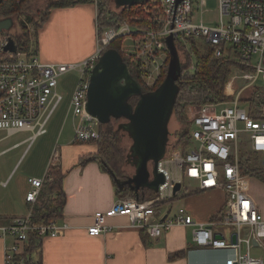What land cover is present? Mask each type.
Segmentation results:
<instances>
[{"label":"built area","instance_id":"2783aa9c","mask_svg":"<svg viewBox=\"0 0 264 264\" xmlns=\"http://www.w3.org/2000/svg\"><path fill=\"white\" fill-rule=\"evenodd\" d=\"M150 2L155 5L152 18L155 29L139 30L124 22L107 29L97 35L96 51L79 63H44L16 41V52H5L8 37L0 38V131L8 136L28 133V143L46 134L48 121L63 99L57 92L59 80L76 71L78 79L67 109L75 123L74 141L98 138L99 122L85 110L87 92L91 71L112 42L122 39L120 51L136 71L142 88L152 91L167 58L166 39L172 36L174 45L182 52L189 50V39L202 40L212 47L215 58L231 65L223 92L226 100L196 105L195 111L190 110L189 146L158 162L157 171L162 174L163 183L154 197L142 202L133 197L118 198L107 211L94 214L87 234L90 237L106 234L110 229L106 220L115 217L126 218L129 228L139 229L151 239L159 238L173 226L193 227V244L228 251L225 264H264V216L247 188L249 177L264 173V169L243 174L244 161L240 155L242 146L264 166V89L258 91L253 86L259 78L264 83V0H218L216 15L208 22L203 19L205 0H181L178 4L176 0ZM198 14L200 19L196 18ZM125 39L132 41L128 55L122 45ZM243 103L247 104L245 108L241 107ZM57 159L54 150L52 165ZM185 179L196 182L200 191L224 193L226 200L219 222L196 223L182 208L160 217V206L180 195ZM50 180L48 173L43 178L27 180L31 187L25 196L29 205L27 215L14 218L1 228L2 238L12 241L5 248L4 264H22V259L18 262L16 259L21 256L30 232L42 239L59 236L66 229L65 224L58 226L55 221L40 226L31 224L32 207L44 182ZM176 184L180 190L174 194ZM214 225L233 227L235 244L223 237L216 238ZM251 250L260 254L252 255Z\"/></svg>","mask_w":264,"mask_h":264},{"label":"crops","instance_id":"0c3cea01","mask_svg":"<svg viewBox=\"0 0 264 264\" xmlns=\"http://www.w3.org/2000/svg\"><path fill=\"white\" fill-rule=\"evenodd\" d=\"M96 15L94 4L50 9L46 21L36 31L32 51L47 64L79 63L87 59L97 49ZM57 134L38 175L11 183L7 169H11L12 164L7 168L0 162V264H4L5 248L12 242L10 238H2L1 228L8 226L12 219L27 215L29 205L25 196L31 190L27 180L43 178L51 167L58 168L64 175L65 201L61 217L55 223L67 227L59 236L41 239L42 264H225L228 251L198 248L193 244V227L173 226L159 238L151 239L139 229L129 228L126 218L115 217L106 220L110 228L106 234L90 237L87 228L92 225L94 214L107 211L119 197L110 175L98 162L79 165L81 158L96 152L95 148L79 145V142L59 146ZM13 135L0 131V159L28 144L26 140L30 135L7 147L2 146ZM54 150L58 153V162L52 165ZM49 196L43 184L39 198L45 200ZM178 197L177 203L194 222L215 224L222 219L226 197L221 190L200 191L196 183L193 190ZM253 200L264 216L259 201ZM161 208L158 210L160 217L171 215L168 209ZM213 231L226 241H230L233 234L226 236L216 225ZM175 254L177 258L169 259Z\"/></svg>","mask_w":264,"mask_h":264},{"label":"trees","instance_id":"16d2710c","mask_svg":"<svg viewBox=\"0 0 264 264\" xmlns=\"http://www.w3.org/2000/svg\"><path fill=\"white\" fill-rule=\"evenodd\" d=\"M93 2L94 0H53L48 5L47 11L52 8H68L80 4H93ZM23 3H25V0H20V2H17V0H3L0 3V8L3 9V18L8 19L13 14L19 13ZM107 3L108 0L97 1L96 31L98 36H100L102 32L107 29L117 28L123 22L139 30H152L156 28V25L152 20L155 15V5L152 4V2L149 1L133 6H122L119 8H116L114 4L116 11L107 9ZM47 17L48 12L41 21L40 25L37 27L36 31L46 21ZM1 20L2 19H0V21ZM13 38L15 41L19 40V38ZM121 43L122 39H117L112 42L106 50L112 49L119 52L123 61L127 64L130 74L139 82L136 71L132 68L128 60L120 51ZM188 43L190 54H183L180 51L179 46L175 45L180 65V78L176 82L178 93L171 110L170 119L173 114L176 113L179 128H177V131L174 133V137L177 140L175 146H168L166 143L164 153L165 157L176 151V146H180L181 150H185L189 146V124H187V122L184 123V108H186L187 105H213L226 100L223 92L229 78L231 65L225 60L215 58L213 56V49L211 46L205 44L203 52H199L197 45L195 44V39H189ZM27 44L28 38H23L19 42L21 47ZM168 63L169 54L167 52V58L163 64L159 82L153 90H155L163 82L167 72ZM191 66L193 67L192 69H190ZM143 91H146V89H143ZM130 103L134 105L136 103V99H131ZM117 121L120 120H113L106 125L99 124L98 138L79 143V145L93 147L96 150L94 154L81 158L79 165L83 166L89 162H98L101 165L102 170L110 175L115 187L116 195L119 198L133 197L142 202L145 199L154 197L155 192L144 188L139 189L138 193L135 195L134 191L130 190L128 187L119 191L114 181L115 178L119 180H126L129 177L124 172V167L127 166V164L125 162V151L121 146L120 134L122 132H126L123 127L120 128V126H123L126 122L114 128V124L112 122ZM249 166L250 165L246 162L242 163L241 167L243 174L249 171L256 172V170ZM48 173L51 176V181L45 182L44 185L50 196L45 200H42L39 197L37 198L31 211L32 225L40 226L48 224L58 220L62 214L65 201V195L63 192L64 175L56 167L49 168ZM256 177H258L260 181L264 182V173L260 172L256 174ZM40 250L41 238L35 235L34 232H30L27 240L23 244L22 254L16 259V262L22 259V264H42ZM177 257L178 255L175 254L174 256H170L169 259H175Z\"/></svg>","mask_w":264,"mask_h":264},{"label":"water","instance_id":"95a60500","mask_svg":"<svg viewBox=\"0 0 264 264\" xmlns=\"http://www.w3.org/2000/svg\"><path fill=\"white\" fill-rule=\"evenodd\" d=\"M3 0H0V3ZM151 0H114L116 8L133 6ZM181 0H176L178 4ZM12 19L0 21V33L9 31ZM169 63L163 82L152 91H143L141 84L132 77L127 64L119 52L105 50L90 74L87 92L86 112L99 124L106 125L113 120H124V129L132 141L137 165L134 173L126 180L114 179L119 191L125 187L134 191L147 188L153 192L163 183V176L157 171L158 162L164 157L168 141V123L178 93L176 82L180 78V65L174 39H166ZM5 52H16L15 39L8 37ZM136 99L133 105L131 99ZM123 125V127H124ZM113 176V175H112ZM114 177V176H113ZM180 190L176 184L174 194ZM216 238L222 239L221 235ZM236 234L230 236L235 244Z\"/></svg>","mask_w":264,"mask_h":264},{"label":"rangeland","instance_id":"374dc122","mask_svg":"<svg viewBox=\"0 0 264 264\" xmlns=\"http://www.w3.org/2000/svg\"><path fill=\"white\" fill-rule=\"evenodd\" d=\"M52 1L53 0H25V3L22 4V8L20 12L17 14H13L10 17L13 22L11 25V29L9 30V32H2L0 34V38H3L4 36L19 38V40L16 41L19 44L21 39L23 38L26 39L31 37V40L28 41L27 44L28 47L27 45H24L22 47L26 50L27 49L32 50L31 44L34 42L36 29L40 25L44 17L46 16V13L48 12L47 11L48 5ZM97 1L98 0H94L93 2L95 6L97 5ZM205 1H206V5L204 7V11L206 12V14L203 16V19L205 22H208V21H212L216 15L218 0H205ZM17 2H20V0H17ZM106 8L112 11H116L114 8V0H110V1L108 0ZM2 14H3V9L0 8V19H4ZM196 18L200 19V15L199 14L196 15ZM132 30L135 31L134 29ZM195 44L197 45L198 51L203 52L205 48V43L202 40L197 39L195 40ZM122 45L124 47V53L127 55L130 54L132 41L129 39H125ZM182 53L190 54V51L189 50L187 52L183 51ZM77 79H78V73L76 71H70L64 74L60 78L57 87V92L62 95L63 99L58 104L53 114L51 115L50 120L48 121V124L46 126V131H47L46 134L38 137L32 143H28L27 145H24L4 155L0 159V162H4L7 168L9 167L10 164H12L11 169H7V173H9L8 180L12 178L11 183H14L16 180L22 179L24 177L26 179L28 176L38 175L40 173V171L43 168V164L46 160L47 152H49L48 148L50 144L53 143L54 136L56 135L57 132H58L57 140H56L57 145L59 146H63L66 144L70 145L71 142L75 144L74 141L75 123L73 122L71 113L67 114V109ZM253 86L254 89L258 91L264 89V83L262 82L261 78H259V80ZM246 106L247 104L245 103L241 104L242 108H245ZM194 108H196V105H187L186 108H184V114H185L184 123L187 122V124H189V118L191 116L190 110L195 111ZM124 122H125L124 120H120L112 123L114 124V128H116L118 127V125L124 124ZM122 127L123 126H120V128ZM123 128L127 129L125 125ZM177 128H179L178 120L176 113H174L168 124V142H167L168 146H175V144L177 143V140L174 137V133L177 131ZM54 130L56 131V133H54ZM120 134H121V146L125 151V155H126L125 162L127 164V166L124 167V172L127 174V176H132L134 173L133 167L137 165V158L135 157L134 151L130 150L132 141L128 137L127 133L122 132ZM28 136L29 134L27 133H20L13 135L7 140H5L2 146L7 147L20 140L27 138ZM180 148H181L180 146L175 147L176 151L179 150ZM240 155L242 157V161L250 165L249 167H251L252 169L257 170L258 172L264 169L261 160L253 155L250 157L242 146L240 147ZM182 185L183 188L180 192V195L181 193H185L186 191L190 192L191 190H193V188L196 186V183L194 181L185 179ZM247 188L253 199L258 200L259 204L264 210V182L260 181L256 176L255 177L251 176L249 177ZM180 195H177L174 198V200H172L171 202H166L162 204L160 206L162 207L161 209L163 211H167L168 209V211H170V213L173 214L176 213L178 209L183 208V206L177 203L179 199L178 196ZM169 203L172 204L170 205ZM218 229L220 231L225 232L226 236H228L233 231V227L218 226ZM251 254L259 255L260 253L257 250H251Z\"/></svg>","mask_w":264,"mask_h":264},{"label":"flooded vegetation","instance_id":"af4514ba","mask_svg":"<svg viewBox=\"0 0 264 264\" xmlns=\"http://www.w3.org/2000/svg\"><path fill=\"white\" fill-rule=\"evenodd\" d=\"M2 20H4V19H2ZM6 32H9V31H6Z\"/></svg>","mask_w":264,"mask_h":264},{"label":"bare ground","instance_id":"6f19581e","mask_svg":"<svg viewBox=\"0 0 264 264\" xmlns=\"http://www.w3.org/2000/svg\"><path fill=\"white\" fill-rule=\"evenodd\" d=\"M13 38V37H12Z\"/></svg>","mask_w":264,"mask_h":264}]
</instances>
